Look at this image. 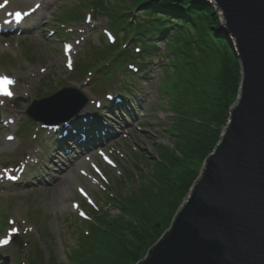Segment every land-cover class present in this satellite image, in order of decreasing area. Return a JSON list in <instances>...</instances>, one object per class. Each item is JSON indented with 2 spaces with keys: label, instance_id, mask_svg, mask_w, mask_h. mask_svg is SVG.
I'll return each instance as SVG.
<instances>
[{
  "label": "rangeland",
  "instance_id": "374dc122",
  "mask_svg": "<svg viewBox=\"0 0 264 264\" xmlns=\"http://www.w3.org/2000/svg\"><path fill=\"white\" fill-rule=\"evenodd\" d=\"M21 1L10 0L9 9L23 10L32 6ZM93 1L46 0L42 5L43 12L24 26L30 29V33L0 37V76L8 79L11 88L10 99L0 101V174L6 167L16 165L28 169L18 185L3 187L5 184L0 180V239H9L8 246L0 249V264H27L35 252L43 255L44 264H48L51 257L55 264H70L69 253L78 245L76 231L86 229V225L77 219L82 218V212L87 214L88 208L93 206L111 216L118 214V209L107 204V192L120 194L126 199L140 189H150L141 199L145 200L147 207L158 206V199L151 194V186L146 185L154 174L159 147L173 148L165 132L172 115L159 89V81L163 77L160 55L164 50L163 43L154 41L157 49L150 58L153 64L145 67V74L134 77L135 91L129 93L130 96L125 93L129 106L136 109L135 113L126 119L118 114L101 113L113 140L106 147L97 148L99 151L89 147L88 150L83 149L86 150L84 153L79 150L62 155L54 150L51 135L38 124L30 125L25 114L34 101L71 88L88 101L78 118L86 116L89 119L87 115L96 107L91 101L104 103L105 94L115 96L120 91L124 92L119 80L105 77L99 71L92 82L83 81L85 75L80 77L73 72L75 66L93 62V52L101 48L103 30L110 31L106 17L96 10L81 8L83 2ZM104 1L113 4L115 0ZM123 1L125 5L129 4V0ZM202 3L214 7L211 3ZM80 14L82 18L75 17ZM217 14L222 30V18L218 11ZM54 31L57 34L52 35ZM65 46L70 47V53L64 50ZM136 65L140 68L138 63ZM119 79L122 84L132 80L124 72L120 73ZM81 131L77 130L78 133ZM79 134L76 136L80 138ZM9 136L15 139L9 142ZM4 143H12L13 147L5 149ZM100 151L112 161L113 166L102 162ZM34 163H37L35 172L31 173ZM191 166L196 169L195 165ZM60 172L69 173L67 183L59 181ZM143 185L146 188H140ZM156 190L153 186L152 191ZM189 192L190 189L177 211ZM167 198L168 205L161 211L163 216L175 201L170 194ZM3 222L6 225L3 226Z\"/></svg>",
  "mask_w": 264,
  "mask_h": 264
},
{
  "label": "trees",
  "instance_id": "16d2710c",
  "mask_svg": "<svg viewBox=\"0 0 264 264\" xmlns=\"http://www.w3.org/2000/svg\"><path fill=\"white\" fill-rule=\"evenodd\" d=\"M86 7L106 17L109 29L121 39L120 44L109 46L102 36L93 62L81 63L75 69L80 77L98 71L112 77L116 70L129 77L128 63L138 60L141 65H152L150 58L157 49L154 41L164 44L159 89L172 115L165 132L173 148L159 147L154 174L146 185L151 186L158 206L147 207L141 199L150 189H140L126 199L108 192L106 202L118 209V214L89 209L91 220H82L86 229L76 231L78 245L69 253L70 264H138L169 228L203 161L220 142L239 95L241 69L221 30L217 11L208 4L197 0H129L125 5L123 0L113 4L94 0L83 2L81 8ZM138 45L140 52L135 53L133 47ZM133 78L123 83L128 96L137 87ZM153 186L161 192H153ZM169 194L175 201L163 216ZM42 256L31 254L27 264H44ZM48 264H55V260L51 257Z\"/></svg>",
  "mask_w": 264,
  "mask_h": 264
},
{
  "label": "water",
  "instance_id": "95a60500",
  "mask_svg": "<svg viewBox=\"0 0 264 264\" xmlns=\"http://www.w3.org/2000/svg\"><path fill=\"white\" fill-rule=\"evenodd\" d=\"M197 1L222 18L241 69L239 95L169 230L138 264H264V0ZM86 103L66 88L33 102L27 114L58 125Z\"/></svg>",
  "mask_w": 264,
  "mask_h": 264
},
{
  "label": "bare ground",
  "instance_id": "6f19581e",
  "mask_svg": "<svg viewBox=\"0 0 264 264\" xmlns=\"http://www.w3.org/2000/svg\"><path fill=\"white\" fill-rule=\"evenodd\" d=\"M21 3H27V4H31L32 3V1L31 0H22V2ZM13 4V3H12ZM79 121V119L78 118H76L73 122H78ZM3 147L5 148V149H10V148H12L13 147V144L12 143H4L3 144ZM72 171L70 170V172L69 173H71ZM68 173V172H67ZM67 173H62V172H60L59 173V181L60 182H62L63 184H65V183H67V179H68V175H69V173L67 174ZM60 184V183H59ZM56 186L57 185H55L54 186V188H56Z\"/></svg>",
  "mask_w": 264,
  "mask_h": 264
},
{
  "label": "snow or ice",
  "instance_id": "6c2138e0",
  "mask_svg": "<svg viewBox=\"0 0 264 264\" xmlns=\"http://www.w3.org/2000/svg\"><path fill=\"white\" fill-rule=\"evenodd\" d=\"M5 243H7V241H5Z\"/></svg>",
  "mask_w": 264,
  "mask_h": 264
}]
</instances>
